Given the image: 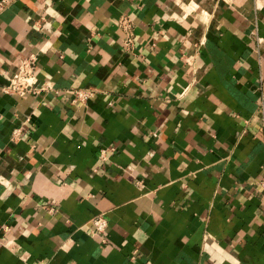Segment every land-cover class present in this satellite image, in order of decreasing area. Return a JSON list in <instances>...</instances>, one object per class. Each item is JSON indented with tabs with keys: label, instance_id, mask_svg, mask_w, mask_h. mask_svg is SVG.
I'll list each match as a JSON object with an SVG mask.
<instances>
[{
	"label": "crops",
	"instance_id": "1",
	"mask_svg": "<svg viewBox=\"0 0 264 264\" xmlns=\"http://www.w3.org/2000/svg\"><path fill=\"white\" fill-rule=\"evenodd\" d=\"M263 169L264 0H0V264H264Z\"/></svg>",
	"mask_w": 264,
	"mask_h": 264
},
{
	"label": "built area",
	"instance_id": "2",
	"mask_svg": "<svg viewBox=\"0 0 264 264\" xmlns=\"http://www.w3.org/2000/svg\"><path fill=\"white\" fill-rule=\"evenodd\" d=\"M119 26L123 31L122 43L126 50L134 48V23L132 18L124 14L119 19ZM35 57L23 58L17 64L16 70L9 77L8 84L3 88L5 93L23 96L27 93L39 94L41 91L51 89L49 85L40 83L35 66ZM72 91L71 103H85L94 95V91L88 88H74ZM18 130L12 132V138L18 136ZM260 187L264 192V169L259 181ZM94 229L96 232H103L107 222L102 215L93 218Z\"/></svg>",
	"mask_w": 264,
	"mask_h": 264
}]
</instances>
